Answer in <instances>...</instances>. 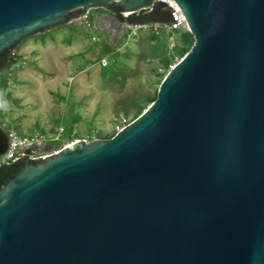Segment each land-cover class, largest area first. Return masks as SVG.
<instances>
[{
  "label": "water",
  "instance_id": "obj_1",
  "mask_svg": "<svg viewBox=\"0 0 264 264\" xmlns=\"http://www.w3.org/2000/svg\"><path fill=\"white\" fill-rule=\"evenodd\" d=\"M173 1L194 44L147 110L110 139L24 158L0 187V264H264V0ZM111 6L172 21L156 0H0V56ZM96 25L126 33L114 13Z\"/></svg>",
  "mask_w": 264,
  "mask_h": 264
},
{
  "label": "rangeland",
  "instance_id": "obj_2",
  "mask_svg": "<svg viewBox=\"0 0 264 264\" xmlns=\"http://www.w3.org/2000/svg\"><path fill=\"white\" fill-rule=\"evenodd\" d=\"M92 12L95 23L99 15L108 13ZM150 34L141 31L112 43L99 29L87 32L68 23L28 38L17 48L16 63L0 74V83L6 79L8 84L0 93V125H6V132L10 128L22 135L51 134L63 127L71 134L69 140L114 137L120 116L137 119L139 96L154 97L166 74L181 60L176 57L168 71L162 67L152 53ZM181 34L159 33L165 40V35L175 38L177 45Z\"/></svg>",
  "mask_w": 264,
  "mask_h": 264
},
{
  "label": "built area",
  "instance_id": "obj_3",
  "mask_svg": "<svg viewBox=\"0 0 264 264\" xmlns=\"http://www.w3.org/2000/svg\"><path fill=\"white\" fill-rule=\"evenodd\" d=\"M157 2H163L166 4L163 11L171 13L172 21L169 23L163 22H150L146 24L134 23L130 20L132 13H114L116 16L123 20V26L126 28L125 36L127 39H131L137 36L141 31H151L152 33L159 34L161 31L168 34H175L177 32H189L188 24L182 14L181 9L173 0H156ZM156 2L151 6L144 8V14H148L154 10ZM93 12L91 9L85 11L83 16H77L69 21L71 25H77L83 27L87 32L94 31L97 28L95 21L92 18ZM135 15H139L136 13ZM170 48L176 46L175 38L171 37L169 40ZM15 56V53H13ZM103 67L107 66L106 59L102 61ZM132 121H129L126 117L120 116L119 122L115 127V132H121ZM3 125V126H2ZM1 127L5 131L6 125L2 124ZM64 128H59L53 134H46L42 132H34L31 135L19 134L14 129H8L5 131L8 139L7 150L0 155V169L5 166H10L20 162H25L24 158H28L30 162H37L39 160L45 161L47 158L58 155L62 149L78 141H84L90 143L99 140L97 137L92 138H74L71 140L64 138ZM63 145L62 147H60Z\"/></svg>",
  "mask_w": 264,
  "mask_h": 264
},
{
  "label": "trees",
  "instance_id": "obj_4",
  "mask_svg": "<svg viewBox=\"0 0 264 264\" xmlns=\"http://www.w3.org/2000/svg\"><path fill=\"white\" fill-rule=\"evenodd\" d=\"M113 11L115 13H119L120 10L118 8H115V10ZM72 16L73 14L68 15V23L73 18ZM181 33L182 34H181L180 44L179 45L176 44V46L173 48H170L168 35H165L167 39L165 40V39H162L159 34H155V33L150 34V39L154 42L152 53L156 55V58H158L160 65L164 67L167 71L172 66L175 58L180 57L182 59L190 51V49L192 48L194 44V38L190 34V32H181ZM23 42H21L20 44H22ZM20 44L16 48H14L11 52H8L5 55L0 56V74L2 72H5L11 69L12 65L16 63V60H18L16 51H17V48L20 46ZM158 52L159 54H157ZM13 53H15V56H13ZM152 71L155 73H158L157 69L153 68ZM7 85L8 84H7L6 79H4L0 83V93L1 94L5 93L8 87ZM156 98H157V91L154 97L140 95L139 101L141 103V109L137 113V117H139L142 114V111L143 109H145L146 104L150 106L156 100ZM0 115H1V111H0ZM67 132L68 130H65L63 137L69 139L71 134H68ZM110 137H108V139ZM23 163L24 162L13 164L10 166H5L0 169V187H3L6 184L7 176L18 172V170L23 166Z\"/></svg>",
  "mask_w": 264,
  "mask_h": 264
},
{
  "label": "flooded vegetation",
  "instance_id": "obj_5",
  "mask_svg": "<svg viewBox=\"0 0 264 264\" xmlns=\"http://www.w3.org/2000/svg\"><path fill=\"white\" fill-rule=\"evenodd\" d=\"M113 10H115V7L111 6L108 10H106L108 13H115ZM20 170V169H19ZM18 170V171H19ZM17 173V172H16ZM15 174V173H14ZM12 175V174H11ZM8 177V176H7Z\"/></svg>",
  "mask_w": 264,
  "mask_h": 264
},
{
  "label": "crops",
  "instance_id": "obj_6",
  "mask_svg": "<svg viewBox=\"0 0 264 264\" xmlns=\"http://www.w3.org/2000/svg\"><path fill=\"white\" fill-rule=\"evenodd\" d=\"M109 39V38H108ZM109 41H110V39H109ZM113 43V42H112ZM23 64H26L24 61L22 62ZM61 128H63V127H61ZM59 129V128H58ZM58 129H55V132L58 130ZM54 132V133H55ZM51 134H53V133H51Z\"/></svg>",
  "mask_w": 264,
  "mask_h": 264
}]
</instances>
